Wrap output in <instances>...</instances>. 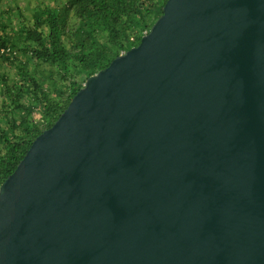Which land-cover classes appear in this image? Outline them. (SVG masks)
Listing matches in <instances>:
<instances>
[{
	"label": "water",
	"instance_id": "water-1",
	"mask_svg": "<svg viewBox=\"0 0 264 264\" xmlns=\"http://www.w3.org/2000/svg\"><path fill=\"white\" fill-rule=\"evenodd\" d=\"M0 264H264V0H167L0 186Z\"/></svg>",
	"mask_w": 264,
	"mask_h": 264
},
{
	"label": "trees",
	"instance_id": "trees-1",
	"mask_svg": "<svg viewBox=\"0 0 264 264\" xmlns=\"http://www.w3.org/2000/svg\"><path fill=\"white\" fill-rule=\"evenodd\" d=\"M47 2L24 14L16 2L17 24L0 8V186L86 80L150 32L167 0Z\"/></svg>",
	"mask_w": 264,
	"mask_h": 264
},
{
	"label": "rangeland",
	"instance_id": "rangeland-1",
	"mask_svg": "<svg viewBox=\"0 0 264 264\" xmlns=\"http://www.w3.org/2000/svg\"><path fill=\"white\" fill-rule=\"evenodd\" d=\"M35 1H37V0H0V8H2L4 11H6L7 9L10 10V8H11L10 15L14 14L17 12L16 4H15L17 2V5L20 6L21 12H23V14H24V13H27V11H25L27 4L30 3L29 5L33 6ZM47 1H49V0H44L45 3ZM50 3H52V1H50ZM11 18H13V24L18 23L17 17L15 18L14 16H12ZM37 118H39L38 114H37Z\"/></svg>",
	"mask_w": 264,
	"mask_h": 264
},
{
	"label": "built area",
	"instance_id": "built-area-1",
	"mask_svg": "<svg viewBox=\"0 0 264 264\" xmlns=\"http://www.w3.org/2000/svg\"><path fill=\"white\" fill-rule=\"evenodd\" d=\"M146 35V34H145ZM126 52H123L122 54H125Z\"/></svg>",
	"mask_w": 264,
	"mask_h": 264
}]
</instances>
